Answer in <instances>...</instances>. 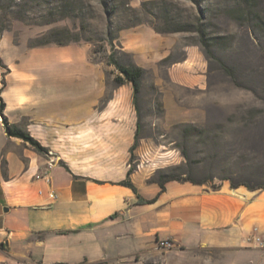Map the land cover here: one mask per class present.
<instances>
[{"label":"crops","instance_id":"1","mask_svg":"<svg viewBox=\"0 0 264 264\" xmlns=\"http://www.w3.org/2000/svg\"><path fill=\"white\" fill-rule=\"evenodd\" d=\"M139 39L123 43L124 49L147 50ZM91 54L87 47L78 54L90 66L75 84H44L30 74L28 82L3 89L9 123L48 153L8 136L0 116V264H109L136 257L139 264L162 240L219 249L226 259L264 256V189L232 187L264 172L240 157L241 147L227 146L239 137L224 131L207 137L228 175L201 184L169 181L160 193L150 180L165 168L162 135L140 131L131 162L139 100L137 108L130 83H107ZM131 169L136 190L120 184Z\"/></svg>","mask_w":264,"mask_h":264},{"label":"rangeland","instance_id":"2","mask_svg":"<svg viewBox=\"0 0 264 264\" xmlns=\"http://www.w3.org/2000/svg\"><path fill=\"white\" fill-rule=\"evenodd\" d=\"M200 24L211 55L196 31ZM63 29L89 41L35 46ZM137 36L148 49H124ZM86 47L107 83L119 74L109 63L112 55L144 70L140 131L162 135L166 146L165 168L156 175L198 181L228 175L207 138L221 131L239 137L227 146L241 147L240 157L264 172V0H0V89L3 82L26 83L30 74L44 84L80 82L90 66L78 55ZM188 78L190 84L181 82ZM251 179L264 185V178L237 182ZM159 242L139 264H264L259 254L226 259L219 249L190 250L171 242L160 250Z\"/></svg>","mask_w":264,"mask_h":264},{"label":"trees","instance_id":"3","mask_svg":"<svg viewBox=\"0 0 264 264\" xmlns=\"http://www.w3.org/2000/svg\"><path fill=\"white\" fill-rule=\"evenodd\" d=\"M196 31L198 33H200V35L202 37L201 38L202 44L206 47V54L211 55L212 51H211V48H210V46L206 40L205 31L203 30L202 24H200V26L197 28ZM82 39L89 41L88 39L81 38L79 36V34L72 33L68 29L53 30L50 32V34H48L47 36H44L37 44H35V46H44V45H48L51 43H56L58 45H66L67 43H69L71 41L77 42V41H81ZM111 43H112V41H111ZM100 51L101 50H96L95 52L98 53ZM109 63L111 65H115L116 69L119 72V74L114 79L115 84L121 85L124 83H130L132 85L133 91H134L135 104L138 108V100H139V94H140L141 88H142V79L144 76V70L140 67H137V66L123 65L122 63H120L115 58L114 55L111 56ZM224 68L230 75H232V69L231 68H229L227 66H224ZM4 87H5V82H3V87L0 89V116L3 119V124L5 126L6 133L10 137H16V138L22 139L24 142L31 145L36 151H38L40 153H43V154L48 153L47 149L44 148L27 131L20 129L15 124L9 123L7 117L4 115V111L6 109V103H5L4 99L2 98V92H3ZM140 128H141V123L138 124V130L136 133V144L131 148V155H132L131 156V162H133L135 160L134 150H135L136 145H137V140L139 139ZM131 173H132V169L129 171L127 179L122 181L120 184L123 186H126V187H130L133 190H136L134 184L131 182V179H130ZM169 181H180V182L189 181V182H192L195 184H201V183H204V182L210 181V180L198 181V180H194V179H190V178H181L179 176H175L174 174H169V173L161 172V171L158 172V174L150 180V182L157 183L160 186V188H161L160 193H162L166 190L165 184ZM241 185H244V186H246L252 190L258 189V188L264 189V185L252 186L249 183L243 182V181L232 183V187H234V188L239 187ZM156 200H157V197H155L151 200L139 198V203L152 204ZM136 259H138V257H136ZM98 264H103V263H98Z\"/></svg>","mask_w":264,"mask_h":264},{"label":"built area","instance_id":"4","mask_svg":"<svg viewBox=\"0 0 264 264\" xmlns=\"http://www.w3.org/2000/svg\"><path fill=\"white\" fill-rule=\"evenodd\" d=\"M50 197L53 198V199H56L57 198V195L54 192H52L51 195H50ZM171 246H172V243L170 241H168V240H162V241H160L158 243V246L157 247L160 250H165V249H168Z\"/></svg>","mask_w":264,"mask_h":264}]
</instances>
